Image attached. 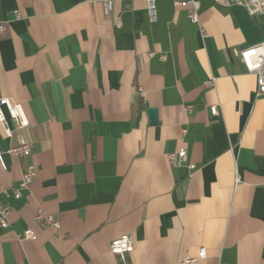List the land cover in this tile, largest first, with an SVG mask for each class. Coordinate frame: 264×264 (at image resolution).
<instances>
[{
  "label": "crops",
  "instance_id": "1",
  "mask_svg": "<svg viewBox=\"0 0 264 264\" xmlns=\"http://www.w3.org/2000/svg\"><path fill=\"white\" fill-rule=\"evenodd\" d=\"M198 1L195 22L177 0H0V97L31 123L17 129L3 107L0 264H121L111 242L124 234L130 264H183L202 247L198 264H264V94L240 57L264 41V13ZM23 136L31 155L8 153Z\"/></svg>",
  "mask_w": 264,
  "mask_h": 264
},
{
  "label": "built area",
  "instance_id": "2",
  "mask_svg": "<svg viewBox=\"0 0 264 264\" xmlns=\"http://www.w3.org/2000/svg\"><path fill=\"white\" fill-rule=\"evenodd\" d=\"M150 4L153 0H149ZM216 3L221 5L240 4L247 8L250 14H263L264 13V0H215ZM177 4L183 6H190V18L197 22L199 1L198 0H177ZM152 9V4H151ZM105 10L108 13L110 10V2H105ZM3 29V25L0 26ZM165 56H163L164 58ZM240 57L245 64L249 73L255 74L257 77V95L264 94V41L254 46H246L240 50ZM215 80H208L206 83L211 84ZM6 107L10 117L14 120L16 128L19 130H27L30 126V120L26 114L25 108L21 102L14 101L10 97H0V121L5 125V131L9 137L13 136V129L7 124L6 113L3 107ZM187 109L191 111L193 105H188ZM211 112L214 115L219 114L217 105L211 106ZM33 141L29 136L20 138L18 144L11 146L7 152L15 157H29L32 152ZM3 151L0 149V163L5 169L6 164L3 159ZM169 160L172 164H181L187 158V150L182 147L175 152L168 154ZM38 167L35 164L29 165L20 178L17 187L13 188V194L16 198L22 196V192L28 189L31 183L38 175ZM6 193H8L6 191ZM10 206L0 200V230L6 229L10 225L9 221ZM35 221L43 227H50L55 230L61 228V220L54 214L39 210L35 216ZM24 239L35 238V233L31 228L26 229L23 233L19 234ZM135 238L132 234H124L111 242V251L118 256L121 264H130L128 261L129 254L134 250ZM207 255L205 247L200 249L198 256H187L183 264H198L200 258Z\"/></svg>",
  "mask_w": 264,
  "mask_h": 264
},
{
  "label": "water",
  "instance_id": "3",
  "mask_svg": "<svg viewBox=\"0 0 264 264\" xmlns=\"http://www.w3.org/2000/svg\"><path fill=\"white\" fill-rule=\"evenodd\" d=\"M147 111L150 116L151 124H157L158 123V109L156 107H151L147 105Z\"/></svg>",
  "mask_w": 264,
  "mask_h": 264
}]
</instances>
